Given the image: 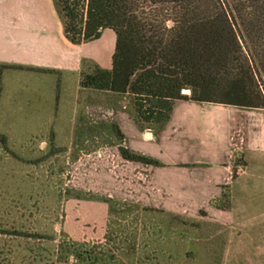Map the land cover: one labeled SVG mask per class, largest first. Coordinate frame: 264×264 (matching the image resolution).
I'll return each mask as SVG.
<instances>
[{"label": "rangeland", "instance_id": "rangeland-1", "mask_svg": "<svg viewBox=\"0 0 264 264\" xmlns=\"http://www.w3.org/2000/svg\"><path fill=\"white\" fill-rule=\"evenodd\" d=\"M85 35L69 59L0 50V133L19 154L0 146V229L41 234H0V264H264V108L222 107L232 122L204 145L227 158L211 169L125 159L122 145L159 160L140 137L161 128H142L110 90L115 32ZM59 243L84 257H58Z\"/></svg>", "mask_w": 264, "mask_h": 264}, {"label": "trees", "instance_id": "trees-1", "mask_svg": "<svg viewBox=\"0 0 264 264\" xmlns=\"http://www.w3.org/2000/svg\"><path fill=\"white\" fill-rule=\"evenodd\" d=\"M53 1L73 44L79 43L84 30L87 41L98 39L105 29L115 32L110 90L129 99L142 128L163 127L178 100L264 108V0ZM116 132L124 137L118 127ZM0 146L9 156H19L4 133ZM121 154L131 161L161 164L125 145ZM43 161L36 158L33 163ZM71 191L67 188V196ZM17 227L15 221L3 225L0 234L41 237ZM47 243L39 249H48L42 246ZM67 251L78 258L85 255L57 244L58 257Z\"/></svg>", "mask_w": 264, "mask_h": 264}, {"label": "crops", "instance_id": "crops-1", "mask_svg": "<svg viewBox=\"0 0 264 264\" xmlns=\"http://www.w3.org/2000/svg\"><path fill=\"white\" fill-rule=\"evenodd\" d=\"M6 44L13 46L16 56L20 54L19 56L23 55L25 58L46 61H56L60 57L69 59L74 53L72 49L78 46L66 37L53 0H0V50ZM222 107L240 108L195 100L176 101L171 118L161 127L157 139L153 138V132L148 140L142 138L141 133V152L171 164L183 162L191 163L195 168L211 169L212 166L208 163L221 162L227 158L225 150L208 152L205 146V143L210 142L205 140L207 137L212 142H218L215 138L220 139L219 126L222 122H232L227 113H219ZM209 127L208 132L206 129ZM175 134H180L183 141L179 139L180 143L174 144L170 137ZM146 143L148 145L144 149ZM132 146L138 150V145ZM204 175L206 179L212 180L216 174L206 172Z\"/></svg>", "mask_w": 264, "mask_h": 264}, {"label": "bare ground", "instance_id": "bare-ground-1", "mask_svg": "<svg viewBox=\"0 0 264 264\" xmlns=\"http://www.w3.org/2000/svg\"><path fill=\"white\" fill-rule=\"evenodd\" d=\"M189 90H185V92H188Z\"/></svg>", "mask_w": 264, "mask_h": 264}, {"label": "water", "instance_id": "water-1", "mask_svg": "<svg viewBox=\"0 0 264 264\" xmlns=\"http://www.w3.org/2000/svg\"><path fill=\"white\" fill-rule=\"evenodd\" d=\"M150 134H151V132H150Z\"/></svg>", "mask_w": 264, "mask_h": 264}]
</instances>
